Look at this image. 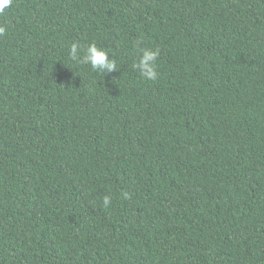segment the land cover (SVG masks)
<instances>
[{
  "label": "trees",
  "instance_id": "1",
  "mask_svg": "<svg viewBox=\"0 0 264 264\" xmlns=\"http://www.w3.org/2000/svg\"><path fill=\"white\" fill-rule=\"evenodd\" d=\"M0 26V264H264V0H11Z\"/></svg>",
  "mask_w": 264,
  "mask_h": 264
},
{
  "label": "clouds",
  "instance_id": "2",
  "mask_svg": "<svg viewBox=\"0 0 264 264\" xmlns=\"http://www.w3.org/2000/svg\"><path fill=\"white\" fill-rule=\"evenodd\" d=\"M11 5V0H0V13H3L4 8ZM6 28L0 26V36L4 35ZM80 49L78 43H73L70 47L69 55L72 60L78 63L90 65L93 70H97L98 67L107 69L108 71L117 70V64L114 59L109 58V53L98 47L95 43H91L86 48V53L82 58L77 57V53ZM142 55L138 61L134 63L133 67L140 73V75L146 80H155L157 78V71L155 61L160 54L159 48L155 50L151 48L141 49ZM125 198H128V194L125 193ZM111 204V199L105 196L103 199V206L107 208Z\"/></svg>",
  "mask_w": 264,
  "mask_h": 264
}]
</instances>
